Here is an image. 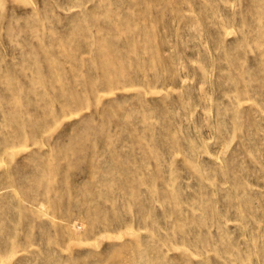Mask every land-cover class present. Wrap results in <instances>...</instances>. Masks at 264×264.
<instances>
[{
    "label": "rangeland",
    "instance_id": "374dc122",
    "mask_svg": "<svg viewBox=\"0 0 264 264\" xmlns=\"http://www.w3.org/2000/svg\"><path fill=\"white\" fill-rule=\"evenodd\" d=\"M0 264H264V0H0Z\"/></svg>",
    "mask_w": 264,
    "mask_h": 264
}]
</instances>
